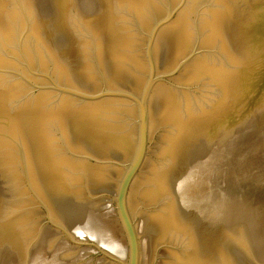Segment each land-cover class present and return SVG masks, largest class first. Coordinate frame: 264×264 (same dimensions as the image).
Returning <instances> with one entry per match:
<instances>
[{
	"label": "water",
	"instance_id": "obj_1",
	"mask_svg": "<svg viewBox=\"0 0 264 264\" xmlns=\"http://www.w3.org/2000/svg\"><path fill=\"white\" fill-rule=\"evenodd\" d=\"M0 264H264V0H0Z\"/></svg>",
	"mask_w": 264,
	"mask_h": 264
}]
</instances>
